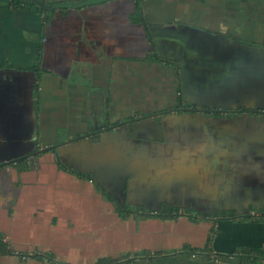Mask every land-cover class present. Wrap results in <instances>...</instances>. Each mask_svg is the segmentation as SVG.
<instances>
[{
  "label": "crops",
  "instance_id": "obj_1",
  "mask_svg": "<svg viewBox=\"0 0 264 264\" xmlns=\"http://www.w3.org/2000/svg\"><path fill=\"white\" fill-rule=\"evenodd\" d=\"M11 1L0 0V152L8 145L33 151V144L43 148L185 105L181 70L151 48L148 27L135 22L134 0L54 11L47 22L40 13L14 8ZM192 3H139L148 24H183L222 40L215 57L226 59L223 74L210 79L213 73L201 68L184 71L186 100L197 102L210 91L220 99L232 97V90L221 89L224 79H237L243 94L259 97L263 60L236 40L264 46V0H208L207 7ZM237 51L247 57L237 59ZM179 119L158 117L151 124L117 127L111 144L133 147L156 142L160 135L159 144L165 145L157 128H169L173 135L167 131V136L182 147V159L183 146L193 141V159L204 163L208 181L200 197L195 193L190 201L211 210L204 218L163 219L141 208V214L120 217L113 194L52 155H39L0 169V264H264V150L254 158L238 154L235 129L224 123L227 119L214 126L200 124L202 134L187 131L190 122ZM15 151L19 156L28 152L24 147ZM173 156L165 151L162 157ZM119 192L127 199L126 190ZM49 253L51 260L40 257Z\"/></svg>",
  "mask_w": 264,
  "mask_h": 264
},
{
  "label": "water",
  "instance_id": "obj_2",
  "mask_svg": "<svg viewBox=\"0 0 264 264\" xmlns=\"http://www.w3.org/2000/svg\"><path fill=\"white\" fill-rule=\"evenodd\" d=\"M29 1L42 9L69 10L88 7L109 0H91L77 4L53 6H45L38 0ZM134 1L137 4L144 0ZM207 3L208 0H196V5L198 6L207 7ZM194 4L193 0L191 6L193 7ZM147 34L149 44L154 47L156 55L162 57V61L170 59V64L172 66L180 68L181 74L179 78L180 80L181 78L183 79V84L181 86L182 102L190 106H195L196 108L204 107L207 109L183 110V117L175 115L177 114L176 110H169L150 116H140L107 129L80 135L75 138H67L62 142L43 148L36 149L33 144V149H35L33 151H29L32 148L27 149L24 145L3 146V151L0 153V169H7L12 165H17L26 160L36 158L39 155L50 154L56 160H59L67 169L88 176L89 178L87 179L90 184H95V186L105 192L119 194L118 200L125 198V196L120 192L117 193L114 187L118 186L120 188L121 186V188H125L127 186L126 197L129 199L127 205H135L137 208L149 211L151 215H156L160 212L161 208L152 207L155 203H160V205L161 203L167 204L177 209L184 208L185 206H183V203L188 202L190 198L193 199L195 193L200 197L202 185L205 186V183L207 184L208 181V177L205 176L206 173L203 169L204 163L201 160L195 163L192 156L193 149H195L193 141L188 142L189 145L183 146L185 148V158H178V150L182 147L177 144V140L174 139V137L167 136V131L173 135V131L169 128L163 129L162 131L157 128V133L160 134L163 132L162 134L165 136V145L159 144L163 139L160 138L161 136L159 135V138L157 137V139H155L156 142L139 143L133 147L129 145V147L121 149L119 145L111 144L115 140L114 136L118 135L117 132L114 134H111V132L117 127L124 128L128 125L135 126L137 124H149V122L151 124V121L158 117H163V122L178 121L180 120L179 118H183L187 122L190 121V123L186 124L187 131H190L188 129H192L202 134L203 127L200 124H207L208 126L213 124L214 126L216 124L218 125L219 120L224 122L222 118L218 120L204 118L203 114L233 115L224 123L228 124V127L231 126L235 129L234 136L238 141V145L235 148L236 152L240 155L248 154L251 158L259 155L261 156L264 150V75L262 76L261 74V76H258V79L261 80L258 83V89L261 90V92L260 96L257 98L246 95L245 93L243 94L240 91L242 88L241 82H238L237 79H224L221 89L232 90V97L225 96V99L223 96V98L220 99L219 95L210 91L204 92L199 101L190 102L185 98V83L187 79L184 80L183 78L184 71H199L202 65V57H208L205 53V47L208 46L207 49L210 50L209 42L215 39L220 42H222V40L219 38L217 39L210 33L199 28L183 24L161 27H154L151 25L147 28ZM226 42L227 41H224L222 44L224 45ZM236 42L239 46L241 45V47H243V50H248L246 46H250L252 47L251 49L256 50L258 54L257 57L263 60L261 65H259V71L262 73V69L264 70V46L251 45L241 40H236ZM222 52L226 51L223 50ZM214 54H216V52ZM235 54H237L236 58L239 60L247 57L239 51ZM187 59L191 60L189 61L190 63H188V61L186 62ZM228 73L229 71H227L225 75H228ZM233 73L236 78V71ZM233 73L231 75H233ZM216 74L223 73L218 70ZM32 75H34V73H32ZM215 77V74H211L210 79H214ZM252 80H254V76L251 81ZM206 82L207 81H204V84L208 87V83ZM236 108L244 109H240L238 112L234 113L232 109L234 110ZM224 109H231V111H225ZM192 113H198V115H190ZM256 117H258V119H256ZM195 119H197L198 122L195 121ZM108 138L110 140H108ZM19 147H24L28 152L24 155L17 156L15 150ZM197 150L201 152L198 148ZM165 151L169 154L171 152L172 156L175 154V157L173 156L172 159H163L162 156L165 154ZM190 151L191 154H189ZM10 152L12 157H7ZM117 152L119 155H117ZM86 169L92 170L88 173ZM204 188L206 191L208 190L207 186ZM197 189L199 191H197ZM133 196L137 199L136 201L131 200ZM113 198L117 199V196H113ZM136 214H141V211L136 212ZM180 217H185V219L188 218V216ZM104 258L108 257L106 256Z\"/></svg>",
  "mask_w": 264,
  "mask_h": 264
},
{
  "label": "flooded vegetation",
  "instance_id": "obj_3",
  "mask_svg": "<svg viewBox=\"0 0 264 264\" xmlns=\"http://www.w3.org/2000/svg\"><path fill=\"white\" fill-rule=\"evenodd\" d=\"M218 43L219 41H214V42H209V48L210 50H208V46L205 47L206 51L205 53L208 55V57H202V65L200 66L201 70L208 74L210 73H216V70H220V69H225L227 67V63H226V59L223 57V56H220V55H217V57H215V51H218ZM239 46V45H238ZM241 47V45H240ZM151 48L154 49V47L151 45ZM188 51V50H187ZM221 57V58H218V57ZM168 63L171 62L170 59L169 60H166ZM188 61V63H190L189 61H191L190 59H187L186 62ZM225 67V68H224ZM192 95V94H191ZM190 95V96H191ZM187 98H189V96H187ZM187 109H190V110H197L198 108H195V107H191L189 105H180L176 110L180 111L181 114L183 110H187ZM203 110V109H201ZM239 110L237 111H233L234 113L238 112ZM188 115V114H187ZM190 115H198V113H192ZM231 116L233 115H215V114H203V117L205 118H210V119H215V118H223V119H229ZM197 118V117H196ZM194 120V119H193ZM195 121L198 122L197 119H195ZM190 122V121H188ZM196 122V123H197ZM130 130V129H129ZM1 153V152H0ZM81 153H82V150H81ZM17 156H19V154H16ZM7 157H12L11 156V152L9 153V155H7ZM89 157V156H87ZM93 157V156H92ZM91 161H94V160H91ZM80 162V160H79ZM82 165V164H81ZM80 169V168H79ZM88 171V173L92 170V169H86ZM75 173V172H74ZM77 173V172H76ZM79 175V174H78ZM80 176L84 177V178H89L88 176L86 175H83V174H80ZM128 181V180H127ZM110 187V186H109ZM127 186L125 188H120L118 186H115L114 187V190L117 191V193H119V189L121 190H126ZM117 196V199L115 200H112L113 204L114 205H118L121 209L122 208H126L127 211L131 212V213H136V211L138 212V210L140 208H137V206L135 205H127L128 203V199H119L118 200V195L119 194H114V193H110V195L112 196ZM192 200V199H191ZM160 203H155L152 207H159ZM183 206H185L184 208H177L178 210V213L181 215V216H188L189 218H191L192 220H199V219H202L204 218L205 216V213H209V211L211 210H204V209H201L199 208L195 203L194 201H189L188 202H184L183 203ZM161 209L164 208V207H167V205H164L161 203L160 205ZM117 212V211H116ZM206 218V217H205ZM41 258L43 257L44 261H47V260H51V256H40ZM39 258V257H38ZM43 262V261H42ZM44 264H47L45 262H43Z\"/></svg>",
  "mask_w": 264,
  "mask_h": 264
},
{
  "label": "trees",
  "instance_id": "obj_4",
  "mask_svg": "<svg viewBox=\"0 0 264 264\" xmlns=\"http://www.w3.org/2000/svg\"><path fill=\"white\" fill-rule=\"evenodd\" d=\"M39 2H41L43 5L45 6H53V5H61V4H69L68 2H57V3H52V2H45L44 0H38ZM107 2V1H106ZM11 6H13L14 8H19V9H29L33 12H36V13H40L43 15L44 17V20L47 22L50 18H51V14L54 13V11H60L61 14H64L66 13V11L68 9H42V8H39L38 6H36L34 3H32L31 1L29 0H12L11 1ZM136 16H135V22L138 23V24H141V25H144V26H147L149 27V25H152V24H148L144 17H143V9L142 7L140 6L139 3H137V6H136ZM154 27H159V26H156V25H153ZM156 56V55H155ZM154 56V57H155ZM157 58V56L155 57ZM159 59H153L154 62H157ZM82 177V176H80ZM108 197V199H111V197L109 195H106ZM115 211H117L116 213L120 216V217H128V216H131L132 214L134 213H131L129 211L126 210V208H120L118 205H115ZM156 217H159V218H163V219H173V218H177V217H180L181 215L178 213V210L177 209H174L170 206H167V207H164L160 210V212L155 215ZM99 264H113V263H110V262H100Z\"/></svg>",
  "mask_w": 264,
  "mask_h": 264
},
{
  "label": "rangeland",
  "instance_id": "obj_5",
  "mask_svg": "<svg viewBox=\"0 0 264 264\" xmlns=\"http://www.w3.org/2000/svg\"><path fill=\"white\" fill-rule=\"evenodd\" d=\"M142 6L147 7L146 3H144ZM149 26H151V25H149ZM164 205H165V204H164ZM114 207H115V206H114ZM49 255H52V254L49 253Z\"/></svg>",
  "mask_w": 264,
  "mask_h": 264
}]
</instances>
